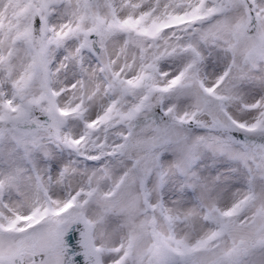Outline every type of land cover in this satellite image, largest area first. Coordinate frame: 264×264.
<instances>
[{
	"label": "snow or ice",
	"instance_id": "obj_1",
	"mask_svg": "<svg viewBox=\"0 0 264 264\" xmlns=\"http://www.w3.org/2000/svg\"><path fill=\"white\" fill-rule=\"evenodd\" d=\"M0 264H264V0H0Z\"/></svg>",
	"mask_w": 264,
	"mask_h": 264
}]
</instances>
